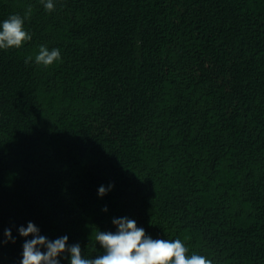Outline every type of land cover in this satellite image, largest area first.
<instances>
[{"label":"trees","instance_id":"16d2710c","mask_svg":"<svg viewBox=\"0 0 264 264\" xmlns=\"http://www.w3.org/2000/svg\"><path fill=\"white\" fill-rule=\"evenodd\" d=\"M54 4L0 0V25L33 9L31 41L0 49V264H20L30 221L94 257L121 217L264 264V0ZM41 45L61 61L37 65Z\"/></svg>","mask_w":264,"mask_h":264},{"label":"clouds","instance_id":"9594fccd","mask_svg":"<svg viewBox=\"0 0 264 264\" xmlns=\"http://www.w3.org/2000/svg\"><path fill=\"white\" fill-rule=\"evenodd\" d=\"M40 3L48 12L55 10L54 0H40ZM32 11L29 5L23 16L12 14L2 22L0 49H19L26 41H31V34L25 30V21L31 17ZM32 61V55H28L24 60L25 64ZM57 61H61L59 49L49 50L44 45L39 46L34 57L37 65L47 68ZM113 187L112 184L107 187L100 186L98 194L103 197ZM104 211H107V208ZM112 223L116 227L115 232L101 231L99 228L92 232L91 237H94L96 245L99 244L101 254L85 257L78 243L69 245L68 236L50 240L41 235L40 229L30 221L27 227L20 226L18 229L19 235L26 238L20 264H61L62 256H70V264H213V260L204 255H189V249L181 239H153L128 217L114 218ZM4 234L7 237L5 243L15 242L11 229H5ZM28 237L32 238L27 239Z\"/></svg>","mask_w":264,"mask_h":264}]
</instances>
